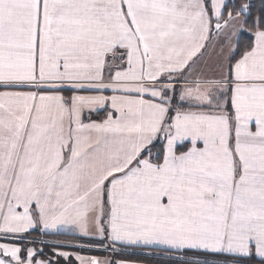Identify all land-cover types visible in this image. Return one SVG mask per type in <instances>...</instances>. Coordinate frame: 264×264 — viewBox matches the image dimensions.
<instances>
[{"label": "snow or ice", "instance_id": "6c2138e0", "mask_svg": "<svg viewBox=\"0 0 264 264\" xmlns=\"http://www.w3.org/2000/svg\"><path fill=\"white\" fill-rule=\"evenodd\" d=\"M0 264H264V0H0Z\"/></svg>", "mask_w": 264, "mask_h": 264}, {"label": "trees", "instance_id": "16d2710c", "mask_svg": "<svg viewBox=\"0 0 264 264\" xmlns=\"http://www.w3.org/2000/svg\"><path fill=\"white\" fill-rule=\"evenodd\" d=\"M89 254H95V255H109L108 253H101V252H93V253H89ZM140 254L137 253V256H139ZM136 258V257H134Z\"/></svg>", "mask_w": 264, "mask_h": 264}, {"label": "crops", "instance_id": "0c3cea01", "mask_svg": "<svg viewBox=\"0 0 264 264\" xmlns=\"http://www.w3.org/2000/svg\"><path fill=\"white\" fill-rule=\"evenodd\" d=\"M85 255H95V254H89V253H83ZM99 256H102V257H105V256H108V255H99Z\"/></svg>", "mask_w": 264, "mask_h": 264}]
</instances>
